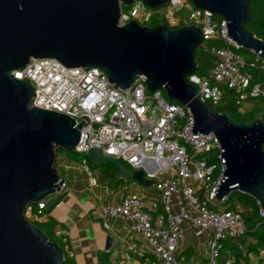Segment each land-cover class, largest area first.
I'll use <instances>...</instances> for the list:
<instances>
[{"label":"water","instance_id":"95a60500","mask_svg":"<svg viewBox=\"0 0 264 264\" xmlns=\"http://www.w3.org/2000/svg\"><path fill=\"white\" fill-rule=\"evenodd\" d=\"M134 1L0 0V264H63L60 246L25 213L65 184L55 167L57 152L75 151L82 122L75 125L63 113L31 106L32 87L13 76L31 58H54L68 68L98 67L120 88L144 76L149 92L163 89L169 100L189 109L192 135L213 133L217 139L223 174L212 192L215 198L240 191L264 211V120L237 123L203 102L188 79L196 68L194 51L203 41L200 28L150 27L135 19L120 24L121 7ZM139 1L150 9L168 3ZM190 1L226 20L237 46L264 59V40L245 27L250 0ZM84 155L95 167L111 163L117 174L126 172L119 159L98 148ZM131 177L142 185L152 183L142 169ZM111 244L107 236L105 249Z\"/></svg>","mask_w":264,"mask_h":264},{"label":"built area","instance_id":"2783aa9c","mask_svg":"<svg viewBox=\"0 0 264 264\" xmlns=\"http://www.w3.org/2000/svg\"><path fill=\"white\" fill-rule=\"evenodd\" d=\"M183 2L168 0L164 14L167 22L199 27L203 37L200 47L214 57L208 75L188 77L196 87V95L205 103L217 104L227 88L238 97L240 111H245L249 97L264 96L263 88L251 85L247 67L253 63H247L237 51L239 47L228 36L226 20L214 19L210 11ZM141 4L135 0L128 11L121 9L120 22L143 21L151 15ZM184 6L189 12L181 16ZM210 40H219L223 45L208 44ZM13 76L32 87L31 106L63 113L75 125L82 122L76 152L85 154L90 148H98L103 155L142 169L144 176L153 181L158 201L128 194L117 203L103 205L99 213L128 220L130 230L145 243L158 264H182L176 250L183 237V222L192 224L199 233H209L201 264H219L222 243L246 232L239 210L218 209L225 198L218 201L212 194L223 174L214 134L192 135L189 109L167 100L161 89L149 92L144 76L136 77L127 88L114 87L98 67L68 68L49 57L31 58L24 68L13 71ZM211 151L217 152V161L209 163L205 155ZM81 162L87 169L86 159ZM37 205L44 209L48 201L41 200ZM26 212L32 214L30 209ZM259 215L264 217L260 208ZM40 216L38 210L35 217ZM137 248L135 240L126 246L128 251ZM144 261L148 264L149 257ZM221 264H232V260L228 258Z\"/></svg>","mask_w":264,"mask_h":264},{"label":"crops","instance_id":"0c3cea01","mask_svg":"<svg viewBox=\"0 0 264 264\" xmlns=\"http://www.w3.org/2000/svg\"><path fill=\"white\" fill-rule=\"evenodd\" d=\"M65 156L55 163L65 184L59 192L49 196L48 206L55 198L61 197L48 214H41L36 219L44 221L48 215L57 223L55 234L65 242V249L75 264H97L99 252L108 253L109 264H145L144 257H149L148 264H158L156 258L147 251L145 243L130 230L128 220L102 217L99 213L103 205L117 203L128 194L158 201L159 194L153 181L149 185L138 183L131 177L132 172L138 169L127 163L124 174H117V168L114 173L109 169L112 172L109 178L103 166L114 164L99 167L87 165L86 169L81 161H75L67 154ZM217 208L226 207L220 203ZM236 208L240 213L248 209L241 205ZM182 228L183 237L176 250L178 260L182 264H201L209 233H199L188 222H183ZM107 236L112 238V244L105 249ZM131 240L138 244L136 251L126 249ZM228 258L232 264H264V241L257 240L247 228L240 237L222 243L218 263Z\"/></svg>","mask_w":264,"mask_h":264},{"label":"trees","instance_id":"16d2710c","mask_svg":"<svg viewBox=\"0 0 264 264\" xmlns=\"http://www.w3.org/2000/svg\"><path fill=\"white\" fill-rule=\"evenodd\" d=\"M216 19L221 17L215 15ZM141 25L146 26H157L161 23H165L170 29L180 27V25L172 26L167 20L163 18L156 17L152 15L150 19H145L143 21H138ZM245 27L252 31L255 36L264 40V0H250V17L246 22ZM208 44H216L217 46H222V42L219 40H210ZM237 51L243 53L246 57L247 63H253V66L248 65V71L252 75L251 85L258 84L261 88L264 89V60L256 58L255 54L252 52L239 48ZM194 57L196 62V68L192 74H195L199 77L208 75L213 63L214 57L206 50L198 47L194 51ZM165 93V91L163 90ZM169 100V99H168ZM172 101V100H169ZM176 102V101H172ZM247 103L250 104V107L245 111L241 112L238 97L227 88H224L222 93V100L213 104L207 102L208 106L216 111L225 113L232 121L237 123H249L253 119L259 117L264 120V96L258 95L255 97H249ZM62 152V151H61ZM71 159L75 161H82L86 159L87 165L92 167L88 159L83 153H69L65 152ZM216 151H211L209 154L212 155L208 157L209 163L217 161ZM125 167H128L125 162H122ZM105 168L108 177L112 176V172L116 171L114 165L103 166ZM112 172H110V170ZM217 171H215L214 176L216 177ZM61 196L54 199V201L45 209H39L37 203L30 204L28 209L31 210L32 215H38V210L41 211V214H48L49 210L56 204L57 200ZM227 209H236L237 205L247 207L248 209L242 210L241 214L244 218V221L247 225L249 232L253 233L257 240L264 241V217L259 215V206L256 200L248 194H245L240 191H231L222 202ZM33 225L41 229L47 238L50 241L56 242L61 250L63 251V264H75L73 258L70 257L65 249V242L55 234V229L57 223L47 215V219L44 221H38L36 219L29 220ZM107 252L98 253L97 264H109Z\"/></svg>","mask_w":264,"mask_h":264},{"label":"rangeland","instance_id":"374dc122","mask_svg":"<svg viewBox=\"0 0 264 264\" xmlns=\"http://www.w3.org/2000/svg\"><path fill=\"white\" fill-rule=\"evenodd\" d=\"M186 3H190V4H192L191 3V1L190 0H184V2H183V4H186ZM142 6H144V5H142L141 4V8H143ZM131 6H122L121 7V9L123 10V11H128V9L130 8ZM147 10H150L151 11V15H149L146 19L148 20V19H150V17L152 16V15H154V16H156V17H159V18H165V11H166V5H164V6H161V7H159V8H155V9H150V8H148V7H145ZM188 12H189V8H186L185 6L184 7H182V9H181V11L179 12V14L181 15V16H186L187 14H188ZM216 16L214 15V19H216L215 18ZM166 19V18H165ZM138 22V21H137ZM139 23V22H138ZM140 24V23H139ZM243 49V48H242ZM241 53V52H240ZM241 54H243V53H241ZM244 55V54H243ZM245 56V55H244ZM161 91L163 92V89H161ZM163 96L168 100V98L166 97V94L163 92ZM250 107V104H245V108L247 109V108H249ZM62 151V152H61ZM65 152H69V153H73V154H76L77 152H75V151H67V150H62V149H60V150H58V152H57V157H56V164H57V161L58 160H60V159H62L63 157H66L65 155H66V153ZM213 152V151H212ZM205 156H208V157H210V156H212V155H210V154H206ZM56 164H55V167L57 168V166H56ZM51 197V196H50ZM50 197H48V198H46L45 200L47 201ZM25 216L29 219V220H34V219H36V217H35V215H32V214H30V213H28V212H26L25 213ZM37 220V219H36Z\"/></svg>","mask_w":264,"mask_h":264},{"label":"bare ground","instance_id":"6f19581e","mask_svg":"<svg viewBox=\"0 0 264 264\" xmlns=\"http://www.w3.org/2000/svg\"><path fill=\"white\" fill-rule=\"evenodd\" d=\"M120 24H122V23L120 22Z\"/></svg>","mask_w":264,"mask_h":264}]
</instances>
